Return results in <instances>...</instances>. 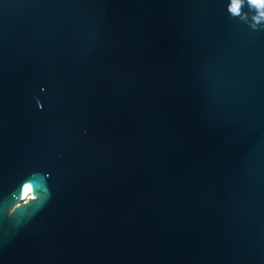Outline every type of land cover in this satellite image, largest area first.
I'll use <instances>...</instances> for the list:
<instances>
[{"label":"water","instance_id":"95a60500","mask_svg":"<svg viewBox=\"0 0 264 264\" xmlns=\"http://www.w3.org/2000/svg\"><path fill=\"white\" fill-rule=\"evenodd\" d=\"M232 3L0 0V264H264V9Z\"/></svg>","mask_w":264,"mask_h":264},{"label":"clouds","instance_id":"9594fccd","mask_svg":"<svg viewBox=\"0 0 264 264\" xmlns=\"http://www.w3.org/2000/svg\"><path fill=\"white\" fill-rule=\"evenodd\" d=\"M250 3L261 9H264V0H250ZM231 10L233 13H236L239 11V0H233ZM260 17H264V10L260 12Z\"/></svg>","mask_w":264,"mask_h":264},{"label":"bare ground","instance_id":"6f19581e","mask_svg":"<svg viewBox=\"0 0 264 264\" xmlns=\"http://www.w3.org/2000/svg\"><path fill=\"white\" fill-rule=\"evenodd\" d=\"M28 192H29V187H26L25 194H28Z\"/></svg>","mask_w":264,"mask_h":264}]
</instances>
